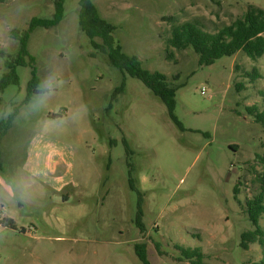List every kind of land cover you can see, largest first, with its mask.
<instances>
[{
  "label": "rangeland",
  "instance_id": "1",
  "mask_svg": "<svg viewBox=\"0 0 264 264\" xmlns=\"http://www.w3.org/2000/svg\"><path fill=\"white\" fill-rule=\"evenodd\" d=\"M93 1L124 51L178 88L175 111L186 129L140 78L127 74L112 101L124 74L80 30V0H66L57 25L31 34L34 63L18 66L19 82L0 90L6 116L20 105L1 144L0 264H143L137 243L151 264H195L180 245L199 247L200 264L262 259L264 244L244 248L241 240L254 228L246 201L260 191L263 170L264 124L248 107L264 111V55L239 51L202 66L192 47L167 39L173 21L216 32L264 0ZM55 3L0 0V48L16 58L11 31L53 17ZM33 68L48 91L23 103ZM8 72L0 57V80ZM37 141L44 147L34 156Z\"/></svg>",
  "mask_w": 264,
  "mask_h": 264
},
{
  "label": "trees",
  "instance_id": "2",
  "mask_svg": "<svg viewBox=\"0 0 264 264\" xmlns=\"http://www.w3.org/2000/svg\"><path fill=\"white\" fill-rule=\"evenodd\" d=\"M66 0H56L55 13L51 18L33 17L27 29L14 28L11 35L19 40L20 47L16 58H11L6 50L0 48V57L4 59L5 66L9 72L0 80V90H4L10 83L19 82L16 69L20 65L33 64L35 58L30 54L28 42L31 34L39 27L49 28L57 25L63 18ZM78 24L92 42V45L105 53L112 65L117 67L123 74L122 83L117 86L112 93V101L124 92L126 87L127 74L140 78L156 95H158L167 105L170 117L182 129L186 127L176 114L177 91L178 88L168 83L167 75L160 71H151L143 67L142 61L137 55H130L123 49L122 44L115 37L117 26L104 18L93 0H80ZM101 38L102 42L96 39ZM168 45L177 49L192 47L199 55V63L202 66L213 64L216 60L224 56H233L239 51L245 52L252 59H258L264 55V8L257 5H250L247 11L236 18L232 23L224 25L216 32H211L195 21L176 22L171 25V34L168 37ZM29 57L30 61L26 60ZM253 80L260 77L259 70L254 67L248 73ZM40 78L36 69H32V77L28 83V92L23 103H28L33 93L48 91L47 88H40ZM111 101V103H112ZM110 103V105H111ZM13 111L6 116V108L0 99V165L2 164L1 144L4 135L11 128L20 105L13 102ZM249 112L255 116L258 122L264 124V111H259L257 106L248 107ZM61 113H53L50 116H61ZM208 134L207 132H204ZM126 143L127 149H131ZM263 165V170L259 173L260 191L246 201V212L248 218L254 226L242 234L241 246L247 248L249 243L261 242L264 244V229L260 220L264 213V155L259 156ZM130 184L136 189L132 178ZM237 190V189H236ZM140 191V190H138ZM142 206L141 201L136 216V223L142 229ZM13 221L12 219H9ZM136 253L143 264H151L145 243L135 245ZM179 250L184 258L190 259L195 264H200L204 257L199 247L179 246ZM243 264H264V257L257 261Z\"/></svg>",
  "mask_w": 264,
  "mask_h": 264
},
{
  "label": "crops",
  "instance_id": "3",
  "mask_svg": "<svg viewBox=\"0 0 264 264\" xmlns=\"http://www.w3.org/2000/svg\"><path fill=\"white\" fill-rule=\"evenodd\" d=\"M50 115V114H49ZM43 144H42V142H40V141H37V142H35L34 143V146H33V154H34V156H38L40 153V150H42L43 149ZM52 156V154H50V157Z\"/></svg>",
  "mask_w": 264,
  "mask_h": 264
},
{
  "label": "built area",
  "instance_id": "4",
  "mask_svg": "<svg viewBox=\"0 0 264 264\" xmlns=\"http://www.w3.org/2000/svg\"><path fill=\"white\" fill-rule=\"evenodd\" d=\"M205 92H206V89H205V87H203V88L201 89V93L204 94Z\"/></svg>",
  "mask_w": 264,
  "mask_h": 264
}]
</instances>
